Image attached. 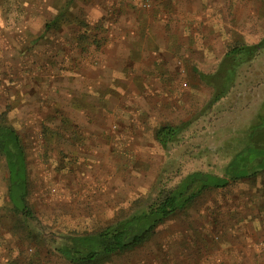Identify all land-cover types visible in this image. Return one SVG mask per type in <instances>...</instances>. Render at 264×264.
<instances>
[{
    "label": "rangeland",
    "instance_id": "374dc122",
    "mask_svg": "<svg viewBox=\"0 0 264 264\" xmlns=\"http://www.w3.org/2000/svg\"><path fill=\"white\" fill-rule=\"evenodd\" d=\"M68 1L0 0V113L17 130L27 153V200L32 211L27 221L10 211L7 169L0 155V264H28L35 252L41 255L39 264H61L53 258L48 263L45 255L59 234L90 230L140 210L159 186H171L191 170L221 174L264 99V53H260L241 66L229 93L207 110H202L209 98L207 88L189 76L186 86L181 85L183 77L171 86L182 102L171 109L161 110L150 100L146 109L133 95L119 102L108 99L104 142L94 144L91 137L87 140L92 146L79 149L84 134L77 124L82 116L71 108L66 86L75 65L85 63L97 49L86 46L78 34L86 29L94 32V23L90 24L98 14L112 15L101 20L103 28L119 22L120 9L109 5L113 0ZM217 4L227 2L216 0ZM185 5L199 31V18L215 8L214 0H190ZM228 8L234 10L231 16ZM125 9L121 21L134 17L135 7ZM63 10L57 27L43 32V24ZM224 12L226 17L214 26L216 33L205 39L211 57L198 47L193 54L201 71L215 67L228 43L253 42L263 29L264 0H235ZM114 24L109 26H118ZM94 113L99 118V110ZM191 117L167 150L154 143L155 125ZM78 153H91L102 162L79 161ZM262 194L264 176L207 191L148 241L102 264H162L165 254L172 255L180 242L193 236L205 239L203 264H264ZM27 231L39 240L26 239ZM239 251L243 255H236Z\"/></svg>",
    "mask_w": 264,
    "mask_h": 264
},
{
    "label": "trees",
    "instance_id": "16d2710c",
    "mask_svg": "<svg viewBox=\"0 0 264 264\" xmlns=\"http://www.w3.org/2000/svg\"><path fill=\"white\" fill-rule=\"evenodd\" d=\"M63 13L64 10L46 21L43 24V32L57 27ZM101 23V20L95 21L91 27L94 32L90 30L88 33L86 29L78 34V37L86 40V46L94 45L98 49L103 44L106 28H103ZM87 27L89 28V25ZM263 50L264 26L261 36L254 42L238 40L228 43L211 71H201L194 64L189 63L192 57L189 51L187 59L184 60L186 76L206 87L209 94L202 110L209 109L226 96L234 86L241 66L251 62ZM85 66L84 62H81L75 65V70L70 72L82 71ZM202 110L198 114L202 113ZM193 119V117L181 119L175 123L161 122L151 130L152 138L161 149L167 150L179 139L183 130ZM0 155L3 156L7 169V196L11 205L10 211L22 221H27L32 215L27 200L29 178L27 153L17 130L8 122L4 113H0ZM263 176L264 99L224 165L221 174L200 169L191 170L180 175L171 186H159L151 202L140 210H132L90 230L63 232L57 236L52 247L46 248L47 261L49 263L53 258L61 264H102L117 254L132 250L148 241L161 225L177 214L185 212L203 193L223 188L230 182L240 179L255 180ZM26 233L25 238L29 241L38 239L37 234L33 232ZM204 243L205 239L203 241L194 236L184 239L177 247L179 250L172 255L165 254L161 258V263L203 264L204 250H207ZM236 255H243V251H239ZM40 257V253L35 252L28 258L30 260L28 264H39Z\"/></svg>",
    "mask_w": 264,
    "mask_h": 264
},
{
    "label": "crops",
    "instance_id": "0c3cea01",
    "mask_svg": "<svg viewBox=\"0 0 264 264\" xmlns=\"http://www.w3.org/2000/svg\"><path fill=\"white\" fill-rule=\"evenodd\" d=\"M234 1L226 0L227 5L221 6L216 5L214 0L213 11L209 8L208 14L202 15L198 20L201 23L200 31L196 29L197 21L193 18L192 11L185 5L188 3L185 0L109 1L110 6L114 4L120 9L116 16L120 21L114 22L118 26L110 27L109 25L114 23H108L102 47L98 50L94 46L97 50L92 53V57L86 59L85 68L82 71L71 72L68 78L69 85L66 86L71 108L82 116L81 124H77L82 127L81 131L84 134L81 140H78L79 149L92 146L87 140L91 137L95 139L94 144L104 142V128L105 125L108 126L109 110L105 108L108 99L113 98L119 102L126 95H133L141 107L146 108L148 104L146 100H150L151 105L161 110L171 109L182 103L176 98L177 94L171 86L177 77L185 79L181 83L182 86L189 83L184 60L187 59L189 51L193 52L189 63L197 67V60L193 57L196 47L204 52L205 57H211L212 50H209L211 45L205 39L216 33L215 27L218 25L216 21L226 17L224 11ZM218 2L221 3V0H217ZM131 5L135 7L134 17L129 16L127 21H121L124 17L123 11ZM228 10V16H231L234 10L229 8ZM93 11L96 12V9L93 8ZM105 15L98 14L90 25L97 20H104L107 16L112 17L109 12ZM219 26L222 27V23H219ZM258 35L259 38L261 32ZM260 53H264V50ZM174 71L178 72L177 76ZM94 110H99V118L93 117ZM77 158L79 161L82 159L89 163L102 162V158L91 153L85 155L78 153Z\"/></svg>",
    "mask_w": 264,
    "mask_h": 264
}]
</instances>
